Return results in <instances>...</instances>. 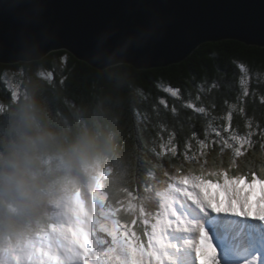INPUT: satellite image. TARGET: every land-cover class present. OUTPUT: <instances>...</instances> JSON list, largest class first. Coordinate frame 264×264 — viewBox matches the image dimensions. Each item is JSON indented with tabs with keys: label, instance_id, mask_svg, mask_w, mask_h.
<instances>
[{
	"label": "trees",
	"instance_id": "obj_1",
	"mask_svg": "<svg viewBox=\"0 0 264 264\" xmlns=\"http://www.w3.org/2000/svg\"><path fill=\"white\" fill-rule=\"evenodd\" d=\"M9 74L20 76L24 96L10 97ZM241 74L243 78L239 79ZM249 74L255 92L258 80L264 79V47L234 40L204 43L180 63L151 69L121 64L98 70L65 50L53 51L32 62L0 63V101L4 103L0 104V244L34 218L45 192L38 186L35 170L27 162L21 163L14 151L17 108L26 98L35 99L61 128L83 118L95 119L102 131H115L118 150L110 163L131 184L144 180L148 172L172 168L173 164L195 167L199 172L206 163L228 162L231 152L222 149L220 141L212 144L210 138L207 149H201L195 141L191 150L185 145L191 126L202 137L203 123L207 121L211 131L212 124L219 126L225 111L246 107L251 113L255 109L256 118L264 123V105L253 104L251 98L241 103V91L247 88ZM205 77L214 80L215 85L205 83L199 87ZM168 87L182 89V99L173 98L165 91ZM160 99L167 104H159ZM173 106L178 115L173 114ZM232 123L242 127L244 121L237 116ZM157 129L165 142L174 133L179 159L170 163L165 158L162 167L154 165L145 170L139 161L147 155L146 144L151 148ZM193 156L199 163L189 159ZM246 156L245 168L255 170L257 163L264 160V146L257 141Z\"/></svg>",
	"mask_w": 264,
	"mask_h": 264
},
{
	"label": "snow or ice",
	"instance_id": "obj_2",
	"mask_svg": "<svg viewBox=\"0 0 264 264\" xmlns=\"http://www.w3.org/2000/svg\"><path fill=\"white\" fill-rule=\"evenodd\" d=\"M242 78L243 74L239 79ZM205 83L215 85L214 80L205 77L199 87ZM262 86L264 79L258 80L254 92L249 74L247 88L241 91L244 97L241 103L251 98L253 104L264 105ZM165 91L173 98L182 99L180 88L168 87ZM12 94L13 90L10 97ZM0 104H4L3 101ZM159 104L166 105L167 102L160 99ZM172 109L173 114L178 115V109L175 106ZM224 113L219 126L212 124L211 131L209 123H203L202 137L196 127L191 126L186 149L191 150L193 141L205 149L211 138L212 144L220 141L221 148H227L235 158L244 154L246 146L254 147L257 141L264 146V123L256 118L255 109L250 113L246 107H241L236 112ZM237 116L244 121L242 127L232 123ZM151 144V148L146 144L147 155L139 161L145 170L154 165L162 167L165 158L170 163L179 159L174 133L169 134L165 142L163 133L157 129ZM189 159L199 163L195 156ZM172 169L165 179L171 181L175 175L177 187L182 190L173 198V211L177 215L168 213L166 220L148 221L146 214L145 223L141 225L139 219H126L121 214L123 209L110 204L106 195L100 201L97 193H103L102 187L93 183H74L70 189H65L64 195L49 203L43 218L30 220L15 242L0 245V264H181L179 257L184 252L190 254L193 264V247L196 264H264V223L247 222L248 219L264 222V167L259 175L253 172L250 177L229 175L226 170L210 173L208 177L191 176L180 164H173ZM213 175L217 179L213 180ZM257 189L259 194L253 198ZM155 215L159 217V211ZM206 225L212 231H223L222 236L216 237V247L205 230ZM169 230H172V239L168 244H162L161 238L167 237ZM189 232L198 233L194 245L185 236L177 235ZM217 248L221 250L219 255Z\"/></svg>",
	"mask_w": 264,
	"mask_h": 264
},
{
	"label": "water",
	"instance_id": "obj_3",
	"mask_svg": "<svg viewBox=\"0 0 264 264\" xmlns=\"http://www.w3.org/2000/svg\"><path fill=\"white\" fill-rule=\"evenodd\" d=\"M224 40L264 47V0H0V63L65 50L98 70L151 69Z\"/></svg>",
	"mask_w": 264,
	"mask_h": 264
},
{
	"label": "clouds",
	"instance_id": "obj_4",
	"mask_svg": "<svg viewBox=\"0 0 264 264\" xmlns=\"http://www.w3.org/2000/svg\"><path fill=\"white\" fill-rule=\"evenodd\" d=\"M17 113L15 154L21 163L31 165L38 186L45 190L34 220L43 218L49 203L65 189L88 182L98 166L102 169L105 160L111 162L118 150L117 133L102 131L95 119L78 118L77 124L61 128L33 98L21 102Z\"/></svg>",
	"mask_w": 264,
	"mask_h": 264
},
{
	"label": "rangeland",
	"instance_id": "obj_5",
	"mask_svg": "<svg viewBox=\"0 0 264 264\" xmlns=\"http://www.w3.org/2000/svg\"><path fill=\"white\" fill-rule=\"evenodd\" d=\"M19 77H18V75H13V74H9L8 75V83L10 84L9 87H10L11 90H13V96H14L15 99H18L19 97L24 96V90L21 87L20 78ZM227 158L230 159L229 156H227ZM242 165H244V164H242ZM101 170L106 172V174L109 176V179L112 177L110 175V171H109L108 166L106 164H103V168L102 169L100 167H97L94 175L99 174V172ZM94 175H92L91 179L88 182H86V183H92V178H93ZM173 179H175L174 175H173ZM174 181L176 182V180H174ZM181 192H182V190H180V192H178V194H180ZM197 193H198V191H197Z\"/></svg>",
	"mask_w": 264,
	"mask_h": 264
}]
</instances>
